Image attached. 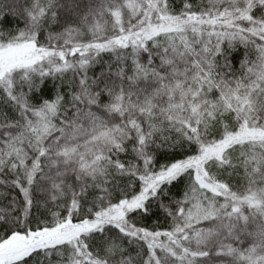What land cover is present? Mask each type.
Masks as SVG:
<instances>
[{
  "label": "snow or ice",
  "instance_id": "obj_1",
  "mask_svg": "<svg viewBox=\"0 0 264 264\" xmlns=\"http://www.w3.org/2000/svg\"><path fill=\"white\" fill-rule=\"evenodd\" d=\"M0 264H264V0H0Z\"/></svg>",
  "mask_w": 264,
  "mask_h": 264
}]
</instances>
